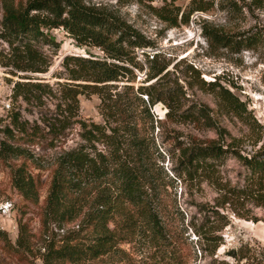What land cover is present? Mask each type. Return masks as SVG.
Segmentation results:
<instances>
[{"label": "trees", "instance_id": "1", "mask_svg": "<svg viewBox=\"0 0 264 264\" xmlns=\"http://www.w3.org/2000/svg\"><path fill=\"white\" fill-rule=\"evenodd\" d=\"M244 1L218 0V5L232 13ZM213 4L214 0H191L185 17L179 18L178 12L165 14L168 26H187L193 13H207ZM0 5V39L10 47L1 56L0 64L13 76L48 72L52 61L41 48H60L50 36L52 30H62L78 47L96 48L102 53L64 56L60 67L68 82L63 84H44L30 75L19 77L27 82H14L10 90L12 101L36 109L51 97L55 98L54 108L31 122L15 108L7 111L4 120L0 119V161L29 158L21 141L39 139L60 149L52 158L50 187L39 219L37 253L41 264H126L130 255L154 264H193L197 257L209 258L210 264H229L217 256L223 244L221 232L230 224L224 209L230 210L229 196L237 197L244 191L232 195L229 192L236 190L226 192L217 186L215 205H198L196 213L202 217L194 216L186 223L183 211L170 199L169 188H175V181L180 180L192 186L204 181L218 184L214 179L216 168L231 156L247 170V196L255 207L264 209L263 151L247 157L218 141L178 142L174 147L175 167L167 171L154 136L156 128L164 129L162 120H157L152 110L156 104L165 107L164 120L172 124L203 123L210 128L215 125L208 108L185 107V92L179 85L167 84V66L158 64L157 55L149 59L147 53H142L149 64L146 69L136 59L137 50L154 47L151 40L117 14L85 5L82 0H27L25 4L0 0ZM198 23L209 47L240 51L257 42L255 35L231 36L219 28H209L205 21ZM135 71H145L143 85L138 87L134 84ZM152 80L155 82L144 85ZM200 83L215 91L234 115L245 112V106L219 81L201 79ZM91 95L100 101V123L78 115V97ZM73 132L78 141L68 147L67 139ZM9 166L11 185L23 201L37 204L39 179L23 163ZM17 227L14 243L9 242L5 232L0 231V238L15 257L28 259L34 256V236L27 223L19 221ZM189 231L195 240H190ZM227 256L236 264H242V260L250 263L252 259L264 264V248L249 257L242 249L238 253L228 251Z\"/></svg>", "mask_w": 264, "mask_h": 264}, {"label": "rangeland", "instance_id": "2", "mask_svg": "<svg viewBox=\"0 0 264 264\" xmlns=\"http://www.w3.org/2000/svg\"><path fill=\"white\" fill-rule=\"evenodd\" d=\"M22 1L24 4L27 0ZM85 5L103 7L111 11L128 24L139 30L146 38L154 43V47L147 50H137L136 59L143 64L144 69L149 67L145 55L149 59L152 55L158 56V64L167 66L169 86L179 85L185 92V107L202 106L208 108L211 123L214 128L206 127L203 123L183 122L170 123L164 120L165 107L158 103L152 110L157 120H162L164 129L156 128L154 136L161 149V161L167 171L175 167L177 152L174 147L178 142L212 143L220 142L226 147H232L242 156H253L262 152L264 155V0L260 3L245 0L244 5L236 12L229 13L222 10L218 0H214L213 7L207 13L196 12L191 15L187 26L169 27L166 16L178 12V17H185L189 10L191 0H82ZM0 5V22H1ZM182 15V16H181ZM199 20L205 21L209 28H219L231 36L243 35L257 37V42L250 49L242 48L235 51L230 48L212 46L200 33ZM50 36L60 44L56 49L51 46L41 48L42 52L52 61V66L46 74L18 73L13 76L0 64V119L4 120L7 111L15 108L21 111L23 119L30 122L37 119L41 114L53 110L55 98L44 100V105L34 109L31 105H25L19 101L14 102L10 98V90L14 82H27L19 77L30 75L40 79L44 84L66 83L64 70L60 67L62 58L69 54H81L84 57L102 56L99 49L78 47L74 40L62 30H52ZM10 47L0 39V58L6 55ZM83 51V52H82ZM76 53V54H77ZM145 72V71H144ZM144 72L135 71L136 87L143 85ZM205 82L219 81L233 96L245 106L246 110L241 116L228 111L221 100L217 98L215 91L203 86L200 80ZM36 81V80H32ZM155 80L144 84L150 85ZM79 118L93 120L100 123L98 113L100 101L96 95L90 97L80 96ZM32 111H24V109ZM62 138H60V141ZM68 147L78 141L76 133L68 137ZM19 143L28 151L30 157H18L4 163L0 161V231L5 232L9 242L14 243L18 234L17 223L19 221L28 224L36 244L34 256L28 259L17 258L10 248L0 238V264H41L38 259V247L40 243L39 219L43 201L48 194L52 167V158L59 152V148H52L48 142L33 139V141H21ZM60 143V142H59ZM58 143V145H60ZM26 166L27 170L35 174L39 179V199L37 204H29L10 183V166ZM214 179L218 184H210L208 181L197 183L192 186L183 181H175V188L170 187V199L183 211L185 222L192 217L200 219L197 214L198 205H215L214 200L218 195L217 186L224 191H235L228 199L231 202L230 210L224 209L230 224L225 227L221 235L222 245L217 251L219 259L229 264H236L233 258L227 256L228 251L238 253L242 249L248 257L257 255L264 248V209L255 207L254 201L249 195V180L247 170L239 160L227 156L222 164H219L214 173ZM187 214V215H186ZM257 220L258 222H255ZM66 231V230H65ZM63 231H56L62 235ZM190 240H195L192 233L188 232ZM57 238H59L57 236ZM195 242V241H193ZM256 259V257H255ZM253 260V259H252ZM250 263L242 260V264H257L254 260ZM209 258L194 259L193 264H210ZM94 264H102L94 262ZM126 264H154L152 260H145L141 256H129Z\"/></svg>", "mask_w": 264, "mask_h": 264}, {"label": "built area", "instance_id": "3", "mask_svg": "<svg viewBox=\"0 0 264 264\" xmlns=\"http://www.w3.org/2000/svg\"><path fill=\"white\" fill-rule=\"evenodd\" d=\"M76 54V53H75ZM78 54V53H77ZM81 55V54H80Z\"/></svg>", "mask_w": 264, "mask_h": 264}, {"label": "bare ground", "instance_id": "4", "mask_svg": "<svg viewBox=\"0 0 264 264\" xmlns=\"http://www.w3.org/2000/svg\"><path fill=\"white\" fill-rule=\"evenodd\" d=\"M83 52V51H82ZM77 53V52H76Z\"/></svg>", "mask_w": 264, "mask_h": 264}]
</instances>
